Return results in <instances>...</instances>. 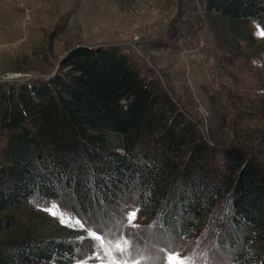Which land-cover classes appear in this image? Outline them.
<instances>
[{
    "label": "trees",
    "instance_id": "trees-1",
    "mask_svg": "<svg viewBox=\"0 0 264 264\" xmlns=\"http://www.w3.org/2000/svg\"><path fill=\"white\" fill-rule=\"evenodd\" d=\"M191 1L215 33L255 43L264 0ZM0 127V264L76 261L77 240L21 228L18 207L64 201L78 215H103L128 196L175 240L217 224L235 264H264V175L241 149L203 140L120 48L80 46L51 79L0 82Z\"/></svg>",
    "mask_w": 264,
    "mask_h": 264
},
{
    "label": "rangeland",
    "instance_id": "rangeland-1",
    "mask_svg": "<svg viewBox=\"0 0 264 264\" xmlns=\"http://www.w3.org/2000/svg\"><path fill=\"white\" fill-rule=\"evenodd\" d=\"M251 26L255 43L248 46L215 33L191 0H0V78H8L0 82L51 79L80 46L120 48L198 125L203 140L241 149L264 175V24ZM7 142L0 127V161ZM67 204L33 200L12 213L21 228L77 240L72 264H167L169 252L189 264H235L233 249L217 240V224L179 242L146 219L134 196L103 215H78ZM53 205L56 215L45 210ZM116 243L128 251L117 252Z\"/></svg>",
    "mask_w": 264,
    "mask_h": 264
},
{
    "label": "snow or ice",
    "instance_id": "snow-or-ice-1",
    "mask_svg": "<svg viewBox=\"0 0 264 264\" xmlns=\"http://www.w3.org/2000/svg\"><path fill=\"white\" fill-rule=\"evenodd\" d=\"M259 35L261 37H264V30L260 31ZM56 207H57L56 205H53L52 208H46L45 210L51 212L53 215H56V213L53 212V210H52ZM135 220H136L135 212L130 213L128 216L129 223L134 225ZM77 223L79 224L80 222L77 221ZM81 227H83L82 224H81ZM92 235L95 236V233H92ZM97 239H99V237H97ZM125 243H127V241H125ZM115 249L117 252H120V253H124V252L128 251V249H126L121 243H116ZM166 259H167V264H189V259L182 257L179 252H169ZM111 264H116V260L113 259L111 261Z\"/></svg>",
    "mask_w": 264,
    "mask_h": 264
},
{
    "label": "water",
    "instance_id": "water-1",
    "mask_svg": "<svg viewBox=\"0 0 264 264\" xmlns=\"http://www.w3.org/2000/svg\"><path fill=\"white\" fill-rule=\"evenodd\" d=\"M72 51H73V50H71L69 53H71ZM69 53H68V54H69ZM68 54L64 56L63 60L65 59V57L68 56ZM61 62H62V60H61ZM61 62H60V64H61ZM28 78L33 79V77H28ZM35 79H36V78H35ZM48 79H49V78H48ZM0 80H1V81H8V78L1 77Z\"/></svg>",
    "mask_w": 264,
    "mask_h": 264
}]
</instances>
